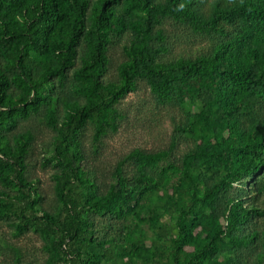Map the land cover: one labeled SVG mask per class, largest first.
Returning a JSON list of instances; mask_svg holds the SVG:
<instances>
[{"label": "trees", "instance_id": "16d2710c", "mask_svg": "<svg viewBox=\"0 0 264 264\" xmlns=\"http://www.w3.org/2000/svg\"><path fill=\"white\" fill-rule=\"evenodd\" d=\"M0 264H264V0H0Z\"/></svg>", "mask_w": 264, "mask_h": 264}, {"label": "rangeland", "instance_id": "374dc122", "mask_svg": "<svg viewBox=\"0 0 264 264\" xmlns=\"http://www.w3.org/2000/svg\"><path fill=\"white\" fill-rule=\"evenodd\" d=\"M183 39L184 36L180 39L179 45H187ZM183 48L186 47L183 46ZM144 102L145 104L142 105ZM127 107L131 111L129 123L122 128L119 134L107 140L103 157L100 158L102 169L106 172L111 170L124 153L133 148L138 147L147 151H155L165 148L169 142L171 122L168 113L152 107L145 91L131 95L127 100ZM36 175L41 181L43 191L50 195L52 188L50 171H44L40 168L37 169ZM21 242L23 245L28 246L30 250L38 249L41 245L36 236H30L28 239L21 240ZM39 260L42 262L43 258L41 257Z\"/></svg>", "mask_w": 264, "mask_h": 264}]
</instances>
